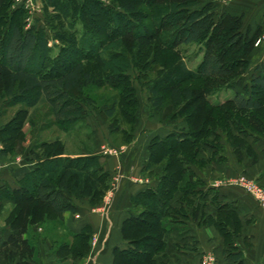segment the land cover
<instances>
[{"label": "trees", "instance_id": "obj_1", "mask_svg": "<svg viewBox=\"0 0 264 264\" xmlns=\"http://www.w3.org/2000/svg\"><path fill=\"white\" fill-rule=\"evenodd\" d=\"M45 1L52 9L49 24L61 18L83 24L80 37L76 30V52L86 53L88 61L76 60L74 67L54 72L53 79L51 74L45 75L49 63L58 66L62 62L63 49L54 59L47 31L34 26L27 29L22 17L24 10L10 12L13 0H0V98L9 97L14 105L32 95L30 106H34L44 94L66 101L59 116L71 119L67 102L74 94H81L91 84L115 88L118 83L110 80L114 77L125 88L123 101L127 95L137 104L128 75L134 66L141 71L138 79H151L147 81L151 112L162 114L171 105L177 111L176 116L187 124V130L153 139L147 170L164 166L166 177L156 188H147L132 198V213L122 226L127 247L114 249V264H157V259L167 251L169 223L178 213L173 207L178 189L184 188L182 193L186 196L197 190L200 183L194 180L193 169L188 165L190 159L192 162L197 159L201 140L214 128L223 126L228 129L241 161L244 152L249 156L252 153L246 142L249 131L264 132V63L255 68L251 87L247 85L243 92L234 89L236 82L249 72L261 29L251 36L245 31L243 16L220 13L211 0L203 5L201 0ZM58 31L57 37L63 39L62 28ZM102 33L107 36L105 40L98 38ZM190 44H197L202 50V59L195 70L180 60L178 54L181 46ZM223 91H234L233 98L216 103L214 96ZM114 111L115 108L108 111V115ZM84 112L74 111L77 117ZM27 118V112H23L7 126L4 143L9 145L3 147V156L16 153L17 145L23 142ZM238 118L247 119L250 128ZM40 150V153L31 150L25 158L29 163L35 158L37 163L25 173L18 188L6 186L0 194L15 203L6 220L12 230L7 244V254L12 260L18 254L22 259L33 257L34 249L25 239L30 227L61 221L65 213H75L74 200L88 199L91 206H97L110 181L99 156L69 158L65 147L58 143L41 146ZM19 152L25 153L24 148ZM220 223L221 231L230 236L225 230L226 223L223 220ZM92 237V228L86 226L74 236L72 244L58 249V257H87ZM230 249L231 264H243L239 250L233 246Z\"/></svg>", "mask_w": 264, "mask_h": 264}, {"label": "crops", "instance_id": "obj_2", "mask_svg": "<svg viewBox=\"0 0 264 264\" xmlns=\"http://www.w3.org/2000/svg\"><path fill=\"white\" fill-rule=\"evenodd\" d=\"M219 9L220 13L243 16L245 31L251 36H255L261 29L260 43L250 59L249 72L240 79L244 81L248 77L249 82L246 83L251 87L255 68L264 63V0H237ZM228 92L230 94L223 99H218L217 96L222 92L218 93L214 96V101L219 103L233 98L234 92ZM171 131L169 127L155 133L163 137ZM236 135L239 134L236 132ZM249 137L251 138L248 145L252 156L243 151L245 156L241 161L233 148L228 146L225 147L226 153L222 152L212 161L218 150L216 152L211 146H203L200 160L202 163L208 162V168L195 170L194 180L200 182L197 190L186 196L180 194L181 200L174 199L173 207L178 213L169 223L167 251L157 259V264H203L207 256L213 257L215 264H231V246L239 250L243 264H264V208L244 189L230 185V182L241 174H248L264 187V132L249 131ZM147 148L148 146L144 147L142 156L146 160ZM1 151L2 146L0 156ZM26 164L22 175L17 172L21 171L18 170L20 164H16L17 171L7 173L2 171L3 169L0 170L1 195L6 186L18 188V183L27 173L26 168L31 162L26 161ZM155 182L156 185L150 183L147 187L146 184L126 186V189L119 193L120 202L115 201L114 208L105 216H102L100 209L91 207L88 199L74 200L77 207L75 213H65L61 221L30 227L25 239L34 249L31 259H22L20 254L13 260L9 259L7 244L12 230L6 220L14 211L15 203L10 197L0 195V264H114V249L127 247V242L122 236V226L132 213V198L147 188H156L159 182ZM222 207L225 208L221 209ZM222 220L227 224L225 230L230 236L221 231ZM86 226H90L94 236L99 237L97 249L93 248L90 255L84 259L59 258L58 249L64 244H72L74 236ZM13 251L16 252L15 249Z\"/></svg>", "mask_w": 264, "mask_h": 264}, {"label": "rangeland", "instance_id": "obj_3", "mask_svg": "<svg viewBox=\"0 0 264 264\" xmlns=\"http://www.w3.org/2000/svg\"><path fill=\"white\" fill-rule=\"evenodd\" d=\"M207 1L201 0V5ZM211 1L215 2L216 10L219 12V8L223 5L235 3L237 0ZM49 6L45 0H13L10 12L24 10L25 14L22 17L27 23V29L34 26L47 31L46 37L49 38V46L52 48L54 59L58 57L61 49H63L65 55L62 62L58 63V66L49 63L46 68L45 75L49 76L51 74L50 78L53 79L55 77L54 72L57 70L60 73L64 72L68 67H74L76 60H84L87 63L88 59L85 58L86 53L76 52V30L80 37L84 31L83 24L80 22L76 23L72 19L65 21L63 18L57 20L54 24H49L47 21L50 18L49 13L52 11ZM60 28H62L64 35L63 39L57 37ZM104 35L102 33L98 38L105 40L107 36ZM72 36H74V39ZM178 54L180 60H183L192 70L197 68L202 59V50L197 44L181 46L178 49ZM140 72L134 66L128 71V75L131 76L135 88L136 93H134V96L137 99V104H133L134 99L130 100L127 95L125 97L132 105L126 98L123 101L122 93L125 88L119 79L111 77L110 80L114 84L118 83L115 88L105 84H91L85 87L81 94H74L68 100L67 103L70 104L68 112L72 111L71 119L59 116L66 101L49 98L44 94L39 103L34 106H30V103L33 101L32 95L27 96L20 104L14 105L11 98H0V146H2V149L4 146L9 145L8 143H4L7 126L11 125L13 120L21 113L27 112L28 114L22 130L23 142L18 144L17 146L19 147L14 150L19 154L14 152L8 156L1 154L0 160L3 164V170H1L7 173L17 171V165L20 164L21 167L18 170L21 171L17 172L22 175L25 168L24 165H27L25 158L29 152L35 150L40 153L41 146L52 143L64 146L66 157L69 158L99 156L101 157L105 171L110 174V181L107 184V191L102 202L97 206L91 207L96 208V210L100 209L102 216H105L114 208L115 201L117 203L120 202L119 193L123 189H126V186L146 184L147 187V184L149 186L151 184L156 185L155 180L159 182L162 178H165L166 172L164 166L147 170L150 158L149 147L153 139L156 136H160L156 135L155 132L162 129L166 130L170 127L172 131L163 136L167 137L174 131L187 130V124L184 119L176 116L177 111L171 105L167 106L162 114H153L151 112L150 88L147 82L151 79H138ZM246 82H249L248 77L244 81L238 80L234 89L243 92L244 88L248 85ZM228 94L230 93L225 91L217 97L218 99H223ZM113 108H115L113 115H108V111ZM80 109L85 111L84 115L77 117L74 111L77 112ZM238 120L243 121V124L248 129L250 128L247 126V119L238 118ZM230 128H232V132L236 133L234 127L230 126ZM3 130H5L4 133L2 132ZM251 137L246 139L247 144H249ZM145 146H148L146 149L148 160L142 157ZM200 146L202 148L203 146H211L216 152L218 150L217 154H214L212 161L222 152L226 153L225 147L227 146L233 148L236 154L235 147L230 140V133L223 126L214 128L204 140H201ZM21 148H24L25 153L20 154ZM202 148L198 152L197 159L193 162L190 159L188 165H191L195 174V170L201 171L208 168L206 165L209 163H202L200 160ZM32 159L31 165L26 168L28 171H31L37 163L35 158ZM166 162L165 164H167ZM240 176H245L257 183L248 174H241ZM258 185L264 190L263 186ZM197 186H200V184ZM178 190L179 192L175 195L176 199L181 198L184 188H179ZM90 244L91 250L93 248L97 249L99 237L93 234Z\"/></svg>", "mask_w": 264, "mask_h": 264}, {"label": "built area", "instance_id": "obj_4", "mask_svg": "<svg viewBox=\"0 0 264 264\" xmlns=\"http://www.w3.org/2000/svg\"><path fill=\"white\" fill-rule=\"evenodd\" d=\"M260 43V40L258 41L257 45ZM3 169V164L0 160V170ZM230 185L240 187L244 189L246 192L251 194L260 207L264 208V190L260 188V186L254 182L253 180H250L249 178L245 176H240L236 178L235 180L230 182ZM203 264H215V260L211 256H207L203 262Z\"/></svg>", "mask_w": 264, "mask_h": 264}]
</instances>
